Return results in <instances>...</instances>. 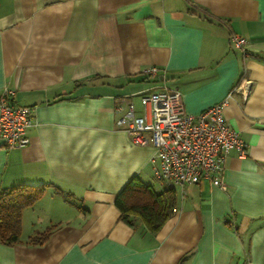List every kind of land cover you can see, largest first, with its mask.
<instances>
[{
    "label": "crops",
    "instance_id": "0c3cea01",
    "mask_svg": "<svg viewBox=\"0 0 264 264\" xmlns=\"http://www.w3.org/2000/svg\"><path fill=\"white\" fill-rule=\"evenodd\" d=\"M150 66L157 74H142ZM161 84L191 114L226 101L246 155L229 153L225 188L176 187V211L150 232L114 201L133 178L166 188L155 147L134 144L114 106L129 97L150 119L139 93ZM5 90L33 123L24 147L0 139V190L48 185L22 211V241L0 242V264H264V0H0Z\"/></svg>",
    "mask_w": 264,
    "mask_h": 264
},
{
    "label": "built area",
    "instance_id": "2783aa9c",
    "mask_svg": "<svg viewBox=\"0 0 264 264\" xmlns=\"http://www.w3.org/2000/svg\"><path fill=\"white\" fill-rule=\"evenodd\" d=\"M234 48L246 52V40L238 34L230 36ZM150 66L142 74H157ZM10 90L0 94V139L6 148L24 147L29 143L27 129L32 117L25 107L11 101ZM142 104L150 107V119L136 113L129 97L120 98L115 106L116 123L134 144L151 143L155 153L150 159L154 177L166 187L195 184L203 178L220 188L226 159L231 150L246 155V144L225 120L226 101L191 114L185 111L183 94L163 84L139 93ZM176 211V209H172Z\"/></svg>",
    "mask_w": 264,
    "mask_h": 264
},
{
    "label": "trees",
    "instance_id": "16d2710c",
    "mask_svg": "<svg viewBox=\"0 0 264 264\" xmlns=\"http://www.w3.org/2000/svg\"><path fill=\"white\" fill-rule=\"evenodd\" d=\"M48 184H19L0 190V242L6 245L20 243L22 211L36 203ZM58 192H61L58 189ZM176 202L175 188L166 187L156 193L150 185L138 178L131 179L115 198L120 219L129 225L140 221L150 232H156L172 213ZM51 229V228H50ZM49 229V230H50ZM49 230L28 239L30 244L43 243Z\"/></svg>",
    "mask_w": 264,
    "mask_h": 264
},
{
    "label": "snow or ice",
    "instance_id": "6c2138e0",
    "mask_svg": "<svg viewBox=\"0 0 264 264\" xmlns=\"http://www.w3.org/2000/svg\"><path fill=\"white\" fill-rule=\"evenodd\" d=\"M81 264H88V262H81ZM131 264H145V262L143 260H137V261L131 262Z\"/></svg>",
    "mask_w": 264,
    "mask_h": 264
}]
</instances>
